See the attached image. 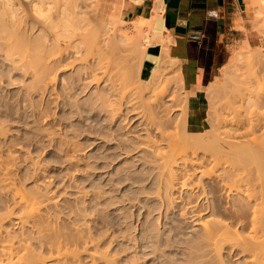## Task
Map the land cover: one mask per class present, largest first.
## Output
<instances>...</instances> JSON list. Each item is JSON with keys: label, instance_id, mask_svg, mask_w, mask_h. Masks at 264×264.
Instances as JSON below:
<instances>
[{"label": "rangeland", "instance_id": "obj_1", "mask_svg": "<svg viewBox=\"0 0 264 264\" xmlns=\"http://www.w3.org/2000/svg\"><path fill=\"white\" fill-rule=\"evenodd\" d=\"M39 1L41 3L37 4L36 2ZM85 1L81 9L76 6L78 2L75 4L72 0H35V2L33 0L32 3L26 0H0V123L1 128L4 129L3 133H0L2 163L6 160L4 164H9L7 169L12 168L13 173L10 171L12 173L10 176L13 175L12 179L16 180L15 184L19 189L20 187L23 190L44 189L55 195L54 199L59 202L57 203L59 208L55 209L56 212L54 210L57 215L53 213V223L56 224L54 228L57 226L55 229L59 230L58 228L63 226L64 229L61 227V230L63 232L65 230L66 233L64 232L65 238L62 239L71 238L72 243L68 242V244L75 247L82 246L77 247L76 250L82 253L79 256L82 255L80 258L85 264H93L91 258L88 259L93 253L99 257L97 264H107L108 261L111 264H244L245 256L243 257L238 249L224 248L220 253L214 251L210 253V248L204 247V250L197 246L199 244L197 242L201 241L198 237L199 225L188 219L190 215L188 217L183 213L186 199L195 193H198L197 199L200 197L197 201L199 206H202V209L207 207L208 202L199 190L203 192L204 189H208L206 185H209L210 180L200 181L198 176L194 178L191 184L196 182L203 189L200 187L199 190L197 189L199 192L195 190L193 195L190 189L177 187L170 192L171 195L165 196L163 194L165 190L160 188L158 171H155L157 169L153 168L152 164L150 165V151L145 148L131 151L137 142L140 145V139L146 134L141 132L142 129L138 126L134 115L124 112L127 115L122 117L128 116V122L119 121L124 120L123 118L112 121V117L108 116L109 112H106L110 110L109 105L103 107L95 104H100L95 101L97 96L94 95L98 93V86L94 83L85 89L86 85L83 84H88L87 81L91 80L85 78L83 81L79 80L81 66L57 71V40L61 41L62 48L74 58L72 50L79 41H76L75 37L72 38V30L77 25L85 27L84 29L92 27L90 28L92 35H87L88 39L96 36L99 28L104 24L105 26L110 24L111 29L119 26L132 33L134 37L139 34L137 29L139 19L126 20L115 7L104 5L102 0ZM142 29L144 35L151 34L149 26L143 25ZM93 31H96V34ZM139 43L146 46L142 40ZM157 45L163 49L162 74L159 80L156 79L162 84L156 85L158 89L153 86L158 82L154 81L149 86L142 81L139 74L143 49L136 47L137 44L130 45L127 42L121 46L124 50L122 56H112L107 60L112 66L115 63L126 65V69L116 78L118 79L116 84L124 90L135 85L142 88L140 90L143 91L144 100L139 102L142 98H138L140 100L136 101L139 105L142 103L140 105L143 106L142 111L143 108L146 111L153 110L158 121L169 120L173 124L169 128L170 131L175 132L177 128L179 138L183 141L187 139L188 145L193 143L189 147L199 149L197 152L201 156L203 152L212 153V147L217 144L216 135L208 134L214 132V129L217 134L221 130L217 128L220 125H215L220 124L216 118L224 113V106L229 99L236 100L231 98L232 96L240 97L238 93L242 92L243 88L248 94L249 89L253 90L255 95L260 92L261 96L264 94V77L255 78L258 80L257 83L252 76L257 69V71L261 70V75L264 76V53L261 51L264 48V0L249 1L243 42L230 53L227 64L215 82L198 94L205 119L200 130L188 127L190 98L194 97L195 93H191L186 88L180 66L169 59L165 41L162 38L153 39L151 47ZM79 47L83 48L82 44L81 46L79 44ZM41 55L51 56L50 60L55 59L48 79L43 78L47 79L46 83L49 79L50 81L54 79V83L48 87L37 75ZM85 55L84 52L83 56ZM21 58L24 60L21 61ZM11 59L16 60V69L11 66ZM88 59L91 61L92 56L89 55ZM260 79H263L260 82L261 85L263 84L262 88L258 86ZM40 81L42 84H39ZM103 85L101 84L100 88L106 87ZM159 85L163 89L162 85H165L163 99L159 97L162 94L159 93ZM235 89H239L238 92ZM245 91L242 93L248 95L244 93ZM226 95H229V98ZM169 98H172V101H167ZM248 101L252 103L254 98L252 102L249 99ZM164 102L168 103L167 106H171L166 116L161 112L166 107ZM250 107L252 105H248L247 110L251 109L248 114L251 111H260L261 113H257L259 115L264 111ZM243 109L242 112L239 110L242 116L247 114ZM259 116L264 119V113L263 116ZM120 140L135 142L129 144L130 141L122 143ZM133 143L130 148L129 145ZM164 144L166 143L163 142L162 147L165 146ZM127 150L130 153L126 154ZM239 150L241 151L242 148ZM247 152L243 150L242 154L246 158L249 156ZM260 153L257 158H248V163L244 162L249 166L254 165V160L258 159V156L263 159L264 152L260 151ZM190 157L191 154L187 159L191 160ZM261 161V164L258 163L260 165L263 163L264 167V160ZM2 165L3 169L6 168ZM246 166L254 172L257 168L258 173L261 171L264 173L263 167L261 170L257 165L252 166L253 168ZM1 183L0 219L1 216L5 218L8 216L10 219L5 220V231L0 236V241L2 236L8 239L6 236L10 233L14 236L11 237L14 241L36 238L37 232L32 226L23 227L20 222H16L18 219L12 212L13 192L5 190L6 187L3 188ZM10 212L12 213L8 214ZM203 217L211 220L225 216L208 210L203 213ZM73 233H77V236L72 235ZM32 243L36 245V251L44 256L43 258H48L49 252L46 250L48 246H44L49 245L50 242L44 246L38 245L36 241ZM75 247L71 246L72 249Z\"/></svg>", "mask_w": 264, "mask_h": 264}, {"label": "bare ground", "instance_id": "obj_2", "mask_svg": "<svg viewBox=\"0 0 264 264\" xmlns=\"http://www.w3.org/2000/svg\"><path fill=\"white\" fill-rule=\"evenodd\" d=\"M26 1L30 3L33 2V0H26ZM72 1L75 2V4L76 2H78V5L76 6L80 7L81 9L82 7H84L83 2L85 0H80V1L72 0ZM36 3L40 4L41 1ZM152 18H153L152 20L151 19L147 20L145 18H140V19L138 18L140 20L139 22H137V29L139 34L136 37H134L133 34L130 33L129 31L121 29L119 26H114V27L112 26L113 29H111L110 24L106 26L104 24V26L100 28L94 26L95 28H99V30L97 34L96 31H93L95 32L96 36L88 39L89 34L92 33V30L90 29L92 27L89 28L88 26H86L89 29H84L85 27L83 26H79V25L75 26L72 30V34H73L72 38L75 37V40L76 41L78 40L80 46L82 44L83 48L79 47L78 43L74 45L72 51L75 57L73 58L69 55V53L65 51V49L62 48L61 41L57 40V71L59 69L65 71L72 69L78 65L81 66V70H80L81 77L79 80L80 81H83L85 79L91 80V81L86 80L88 84L87 83L83 84L86 85L84 87L85 89L86 88L88 89L89 86L94 83L96 84V86H98L97 87L98 93H94V95L96 94L97 96L96 97L97 99H95V101L100 102V104L98 103L95 104L103 107L109 105L108 109L110 110L107 109L108 111L106 112H109L108 116L110 115L112 117L111 119L112 121L116 118L118 120L120 118H123L124 120L120 119L119 121L126 122L128 116L127 117L125 116L126 117L125 119V117H122V115H125L126 113L128 115L129 114L134 115V119L136 118L138 122V126L142 129L141 132L142 133L144 132L146 134L145 136H142L143 138L140 137L142 138L140 139V145L138 144L139 142L136 143L138 145L135 144L136 147L133 146L134 143L129 145L131 142H135L130 140H128L130 141L129 144L126 145L127 146L129 145L130 148L131 146L134 147L132 148V150L130 149L131 151L133 150L137 151L140 148H145L150 151L149 162L150 165L152 164L154 166L153 168L157 169L155 171H158L157 174L159 178V183L161 184L160 188L161 189L163 188L165 190V192H163L165 196H169L168 194H170L171 191L176 190L177 187L182 189H190L193 192L191 195H193L195 193V190L197 189L199 190L200 187H201L200 189H203V187L196 182L191 184L194 178L198 176L200 181H203L204 179L210 180L209 185H206L207 188L209 187L208 189H204L203 192L199 190L200 193H202L201 195L204 194L205 200L208 202L206 204L207 205L206 208L202 209L203 207L199 206L197 201L199 200L200 197L197 199L198 196H196V194L198 193H195V195H193L194 197L188 196L189 199L187 198L186 203L184 204L185 207L183 213L188 215V217L190 215L188 219H190V221H192L193 223L199 225L198 227L200 229L199 230L200 233L197 234L199 235L198 237L201 241L198 239L200 242L197 243L199 244L201 243L202 245L197 244V246L201 248L205 247L207 249L210 248L209 249L210 253H212L211 251H214L215 253L216 252L220 253L224 248H229V249L231 248L233 250L238 249L240 254H242L243 257L245 256L244 264H264V177H262L264 176V173L261 171L263 170L262 169L263 163L262 165H260L262 162L261 160H264V156H263L264 119H261L262 117L260 118L259 116V115L263 116L264 111H262L263 113L259 115L257 113H261L260 111L259 112L251 111L250 114L247 113L249 112V110H251V109L247 110L248 105L249 106L252 105V107L250 108L253 109L255 108L257 110L258 109L264 110L263 109L264 97H262L264 96V94L261 96L260 94L261 92L259 91L260 93L255 95L253 90L251 91V89L249 88H248L249 89L248 90L249 94H248V92L245 91L246 90L245 88H243L244 90L241 88L242 89L241 91L242 92L245 91L244 93L248 95H245L242 92H240L243 95L240 93L238 94L241 95L242 97L232 96L231 98H234L236 100L233 99H232L233 101L231 99H229V101L227 100L228 103H226L224 106V113L221 114V116L219 115L221 118L218 116L216 118V121L218 119V122L220 121V124H215V125H220V127L218 126L217 128H220L221 130L217 129L220 130L218 131L219 133L217 134L216 129L213 128L216 132L214 131L215 132L214 133L210 130L211 133L208 134L210 135L213 133L214 136L216 135V140L214 136L212 137L217 144L216 145L212 144V146L214 145L213 147H215V148L212 147L213 149L212 153L203 152L201 156V154L198 153L199 152L198 148H197L198 150H196L193 147L192 149L191 147H189L193 143L188 145L187 139L183 141L179 138L177 128L175 132H173L174 130L170 131L171 129L169 128L172 127L173 124L169 120L158 121L157 120L158 117L155 116L153 110L152 111L150 110L151 112L148 110L147 111L144 110L145 108H143V111L141 110L143 106L141 107L140 105H142V103L139 105V103L136 101L140 100L141 98L142 99L139 102H143L144 100L143 99L144 94H142L143 91H141L142 88L137 87V85H135L131 87L132 89L127 88V90H124L123 88H121L116 84L117 83L116 81L118 80V79L116 80V78H118V76L122 74V71L126 69V65L115 63L112 66L111 62L107 61L112 56L113 57H116L117 55L122 56L124 50L121 46L123 43L127 42V44L130 45L137 44L136 47L143 49V58L140 64L141 68L139 72L142 81L145 82V84L147 83V85L149 86H151L152 82L154 81L158 82L157 80H159V77L161 76L160 74H162L161 70L163 67V63H162L163 58L161 54L163 49L161 48L160 45H157V47H151V45L153 43V39L163 37L164 22H162V20L159 17H152ZM143 25H147L150 27L151 29L150 35H144L142 33ZM140 40H142L146 46L140 44L139 43ZM65 42L70 43L73 41L70 42L65 41ZM84 52L86 53L85 56H83ZM89 55L92 56L91 61L88 59ZM50 58L51 56H47V55H41L40 57L39 73L37 75L41 77L42 81H45L43 83H46L52 65L55 62L54 58L51 60ZM23 60L24 58H21V61ZM10 62H11V66L14 69H16L17 68L16 60L11 59ZM250 62L251 61L249 60V63ZM257 70L255 71L256 73L252 75L254 76V79L260 76L264 77L263 75H261L262 71L260 70L261 71L260 72ZM251 73L252 72H250V75ZM38 76L37 78H39ZM43 78H47V79L45 80ZM243 80L247 81L246 78L245 79L243 78ZM255 80L258 83V80L257 79ZM261 80L263 79H260L259 83L261 82ZM42 81H40L39 84H42ZM53 81H50L49 79V82L46 83L47 87L51 85V83H54ZM235 83L237 82L235 81ZM240 83L239 85H241ZM101 84H104L103 86L106 87L105 88L103 87V89L100 88ZM154 84L155 85L153 86H156L160 83L158 82ZM262 85L260 83L258 86L262 88ZM162 87H164L165 89V85H162ZM160 88L161 86L159 87V93L162 94L159 95L158 93V95L159 97L162 98V96L163 97L165 96L164 95L165 90L163 88L161 89ZM156 89H158L157 86ZM239 89H235V90L237 91ZM229 95L226 96L228 97ZM237 98H239L238 101ZM247 98L250 100V102H252L251 100H253L254 98V102L249 103ZM167 101H172V98L167 99ZM237 103H239V105ZM167 105L168 103H165L164 105L167 107V108L164 107V109H166L165 111H163L164 109L161 110V112H163L164 115L168 114L171 109V106H167ZM240 108L241 109L244 108L243 110L247 113L246 115L243 114L244 117L240 113L241 111ZM144 111L149 113H146ZM157 114L158 113H156V115ZM2 128L0 123V133H3L2 131L4 129ZM122 139L125 138L122 137ZM128 141L125 140L124 142L126 143ZM163 142L166 143L164 144L165 145L164 147H162ZM241 148L242 150L240 151L239 149ZM243 150H246V152L248 151L246 154H248L249 156L246 154L244 155L248 156L249 159L252 157L257 158L256 157L257 155H261L260 151L263 153L262 154L263 159H261L259 156L258 159H256L257 161L259 160V158L261 159L258 161L260 164L253 158L254 162L257 163L256 165L261 167L260 168L261 170H259V172L261 171V173L257 172L258 171L257 168L255 169V172L253 171V169L250 170L248 169L246 165L249 166V164H246L244 162V161L247 162L248 158L242 155ZM128 153H130L129 150H127L126 154ZM254 153H256L255 156ZM190 154L191 157L189 159L191 158L192 159L188 160L187 158ZM1 160L2 158H0V161ZM250 162H252V160ZM0 163H1L0 183L2 182L1 184L3 188L6 187L5 190L8 189V192L9 191L13 192L12 194H13L14 209L12 212L13 214H15V216L18 219L16 222H20V224H22L23 227H25L26 225L28 226L30 225L33 227L34 231L36 230L37 237L32 240L36 241L38 245L44 246L45 244H47V242H50L49 245L44 246V247L48 246L47 247L48 249L46 250H48L49 256H47L48 258H43L44 256L42 257V255L38 253V251H36L35 248L36 245L32 243L33 241L31 240V238L30 240L29 239L24 240L22 238L21 241H14L12 240L14 236H12L11 233L9 235L7 234L6 237L8 239H6L5 236L4 237L2 236V240L0 241L1 242L0 264H85L83 259L80 258L82 255L79 256L82 253H79L80 250L77 252L78 248H81L82 246L75 247L70 243L69 245L68 242L72 243L71 238L69 239L68 237H66L67 240L62 239V237L65 238L64 235L66 233L65 230H64L65 233L63 232V230H61V227L63 226H60L58 228L60 231L55 229L57 228V226H55L54 228V225L56 224L53 223L54 220L53 213L55 209L58 210L57 208H59L57 206V203L59 204V202H57L56 198L54 199L55 195H53L51 192H48L47 190L44 191V189L43 190L39 189L37 191L36 189L33 188H30V190H26L28 189L26 187H25L26 189L24 190L21 187L19 189V187H17L18 185L15 184L16 180L14 181L13 180L14 178L12 179L13 175L10 176V174L13 173L12 168L7 169L9 167L8 163L6 164L7 166L4 163H2V161ZM255 163L254 165L252 164L251 165L256 167ZM1 165L3 167L5 166L6 168L3 169ZM252 166H249V168ZM251 170L254 172V174ZM10 171L12 173H10ZM255 173L258 175L256 176ZM49 193H51V196ZM159 193L161 195V192ZM208 210L212 211V213L214 214L221 213V215L225 217H223L224 219L221 217V219H211V220H209V218L206 217L207 218L206 219L205 217H203V213ZM12 212L8 214H11ZM4 215L6 216L7 214ZM7 219H10V217L8 218L7 216V218H5L4 216H1L0 236L5 231L4 230L5 220ZM79 231L82 232V230ZM68 234H71V232H69ZM68 234L67 236H70ZM76 234L73 233L72 235L77 236ZM82 234L79 235L83 236ZM71 246L75 248L72 249ZM100 256H105V255H100ZM90 258L93 264H97V261L99 260L98 256L94 255L93 253V255L90 256L88 259ZM81 259L83 262L81 261ZM109 263L111 264V262L108 261L107 264Z\"/></svg>", "mask_w": 264, "mask_h": 264}, {"label": "crops", "instance_id": "obj_3", "mask_svg": "<svg viewBox=\"0 0 264 264\" xmlns=\"http://www.w3.org/2000/svg\"><path fill=\"white\" fill-rule=\"evenodd\" d=\"M249 1L102 0L126 20L159 17L164 22L168 57L180 66L188 91L195 93L188 111V127L193 130H200L205 121L198 94L215 82L230 53L243 42Z\"/></svg>", "mask_w": 264, "mask_h": 264}]
</instances>
